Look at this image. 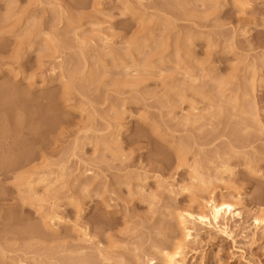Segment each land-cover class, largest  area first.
I'll return each instance as SVG.
<instances>
[{
    "label": "rangeland",
    "instance_id": "obj_1",
    "mask_svg": "<svg viewBox=\"0 0 264 264\" xmlns=\"http://www.w3.org/2000/svg\"><path fill=\"white\" fill-rule=\"evenodd\" d=\"M213 194L237 215L182 240ZM180 241L264 264V0H0V264Z\"/></svg>",
    "mask_w": 264,
    "mask_h": 264
},
{
    "label": "bare ground",
    "instance_id": "obj_2",
    "mask_svg": "<svg viewBox=\"0 0 264 264\" xmlns=\"http://www.w3.org/2000/svg\"><path fill=\"white\" fill-rule=\"evenodd\" d=\"M208 197V196H207ZM204 207L207 208V210H201L200 212H196L195 214L191 213V211H185V213L180 216L181 217V221L180 223L182 224V236L184 237V239L182 240H187V238H189L190 236H192V227H187L190 225H187V223H191L192 226L199 224V225H211V224H215L218 225L220 219H226V215L229 214L231 216L233 215H237L236 213V209L234 208V206L229 203L226 202L223 199L217 198L213 195H210L208 197V199L205 201L204 203ZM258 221V220H257ZM181 236V237H182ZM181 241L176 245L175 249L173 252L168 253L165 255V264H183V259L180 256V246L181 245Z\"/></svg>",
    "mask_w": 264,
    "mask_h": 264
}]
</instances>
